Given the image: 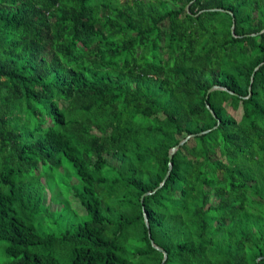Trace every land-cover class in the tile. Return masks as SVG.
I'll return each mask as SVG.
<instances>
[{
  "label": "trees",
  "instance_id": "trees-1",
  "mask_svg": "<svg viewBox=\"0 0 264 264\" xmlns=\"http://www.w3.org/2000/svg\"><path fill=\"white\" fill-rule=\"evenodd\" d=\"M153 243L264 264V0H0V264Z\"/></svg>",
  "mask_w": 264,
  "mask_h": 264
},
{
  "label": "water",
  "instance_id": "water-1",
  "mask_svg": "<svg viewBox=\"0 0 264 264\" xmlns=\"http://www.w3.org/2000/svg\"><path fill=\"white\" fill-rule=\"evenodd\" d=\"M186 8H188L187 6H186ZM231 29L233 30L234 29V26L232 25V27H231ZM217 88H220V86H218V85H214V86H212L211 88H209V90H208V92H210L211 90H213V89H217ZM207 107H209V105H207ZM212 112V111H211ZM187 138H189V136H187L186 138H184V139H182L177 145H175L174 147H172L171 148V150H170V152H169V158H171L172 157V154H173V152L179 147V145H181ZM171 168V163H169V169ZM168 174H169V170L167 171V173H166V175H165V177H164V179L163 180H165V178L168 176ZM163 183V182H162ZM161 183V184H162ZM160 184V185H161ZM147 193H149V192H146L145 194H147ZM143 196V195H142ZM141 202H142V197H141ZM145 215V221H146V223H147V217H146V214H144ZM149 229V228H148ZM153 245H154V247H157L159 250H161L162 252H163V255H164V257H163V260H162V262H161V264H163V261L166 259V256H167V253L161 248V247H159V246H156L154 243H153Z\"/></svg>",
  "mask_w": 264,
  "mask_h": 264
},
{
  "label": "rangeland",
  "instance_id": "rangeland-1",
  "mask_svg": "<svg viewBox=\"0 0 264 264\" xmlns=\"http://www.w3.org/2000/svg\"><path fill=\"white\" fill-rule=\"evenodd\" d=\"M68 163V162H67ZM68 166L70 167L69 163H68ZM71 168V167H70ZM49 190L45 189V192H44V199L45 201L47 199H49L50 196L53 195L52 191L50 188H48ZM59 192V191H58ZM52 193V194H51ZM75 201V200H74ZM76 202H73V204L75 205V207H77L78 209H80L81 207H79L77 204H75ZM56 205L55 204H51V208H54Z\"/></svg>",
  "mask_w": 264,
  "mask_h": 264
},
{
  "label": "clouds",
  "instance_id": "clouds-1",
  "mask_svg": "<svg viewBox=\"0 0 264 264\" xmlns=\"http://www.w3.org/2000/svg\"><path fill=\"white\" fill-rule=\"evenodd\" d=\"M161 251V250H160ZM165 251V250H164ZM166 252V251H165ZM163 257H164V255H163ZM163 260V259H162ZM162 262V261H161ZM163 263H164V261H163Z\"/></svg>",
  "mask_w": 264,
  "mask_h": 264
}]
</instances>
